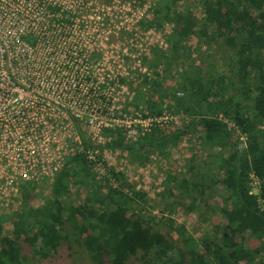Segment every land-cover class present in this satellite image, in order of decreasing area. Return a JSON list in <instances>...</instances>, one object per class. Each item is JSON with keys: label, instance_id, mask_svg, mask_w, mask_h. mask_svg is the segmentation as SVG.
I'll return each instance as SVG.
<instances>
[{"label": "rangeland", "instance_id": "rangeland-1", "mask_svg": "<svg viewBox=\"0 0 264 264\" xmlns=\"http://www.w3.org/2000/svg\"><path fill=\"white\" fill-rule=\"evenodd\" d=\"M101 1L93 6L92 12L98 26L110 32L106 40L109 50L104 54H94L90 59L101 63L104 55L108 60L104 62L111 64L115 57L120 55L123 58L126 76L120 109L131 107L138 112L139 122L145 120L142 121L143 132L139 127L134 138L126 139V132L132 129L117 123L111 130L112 135L102 131L101 137L84 118L59 117L61 142L57 152L50 153L51 158H47L50 163L0 164L2 233L13 236L24 188L32 187L36 196L32 204L38 207L49 194L57 191L54 179L62 165L63 155L62 158L57 156L64 154L66 146L76 136L80 145L86 142L85 150L99 180H112L115 174H122L120 183L126 199L124 222L135 221L150 226L181 248L190 259L200 251L202 241L214 235L223 224L224 218L218 208L226 203L228 192L218 177L222 172L213 164L220 152L219 147L204 138L200 117L182 108L176 110L175 100L185 106V94L196 88L187 75L196 76L204 83L213 79L212 84L208 83L211 88L209 95L217 98L218 87L222 83L218 86L215 78L226 74L230 49L221 42L204 44L196 33L204 19L202 0H180L175 4L186 15L187 20L183 23L160 19L155 13L160 0ZM184 28L188 31L184 32ZM133 34L136 38L129 42ZM156 52L163 58L154 67ZM90 59L83 62L94 67L96 61ZM100 71L102 74L106 72ZM154 72L159 76L153 86L150 83ZM180 85L185 86L184 92L179 89ZM64 123L68 130L61 131L60 126ZM148 134L156 140L153 148L146 159L135 161L128 147ZM117 139H120V145L113 144ZM5 179L7 181L3 183ZM250 186L251 192L256 194L258 187L253 178ZM69 192L74 203L88 193L76 178L70 180ZM259 205L262 206L261 201ZM178 226L184 227L183 233L177 229ZM60 233L63 236L60 243L44 249L38 245L32 248L29 238L21 237L18 241L22 256L20 264H98L91 260L89 251L81 245L82 236L72 227L64 224ZM247 244L253 250L259 247V241L255 239L248 240ZM259 252V257L253 262L243 260L240 264H264V252ZM144 259L138 253L129 258L128 264H144Z\"/></svg>", "mask_w": 264, "mask_h": 264}, {"label": "trees", "instance_id": "trees-1", "mask_svg": "<svg viewBox=\"0 0 264 264\" xmlns=\"http://www.w3.org/2000/svg\"><path fill=\"white\" fill-rule=\"evenodd\" d=\"M178 1L160 0L155 13L162 20L185 22L186 15L175 6ZM202 9L204 19L196 33L204 44L221 42L230 49L227 72L215 78L218 86L222 83L217 98L210 96L213 79L208 84L187 75L196 88L185 94V106L178 100L175 106L176 110L198 115L204 138L219 147L213 164L222 172L218 177L228 192L226 203L218 208L224 218L221 227L188 259L181 248L150 226L125 223L122 174L99 180L84 141L57 171V191L39 207L32 204L36 199L32 187L24 188L12 237L2 233L0 221V264L21 263L18 241L24 236L32 248L56 247L63 239L60 228L64 224L82 236L81 245L98 264H128L129 258L138 253L145 258L144 264H240L243 260L253 262L259 251L264 252V0H202ZM156 54L154 67L163 58ZM158 76L154 72L151 85ZM179 89L184 92L185 86ZM104 132L112 135L111 130ZM155 141L152 134L143 135L128 150L135 161H142ZM113 144L120 145V139ZM251 176L259 180L256 194L251 192ZM72 178L88 191L78 203L69 196ZM177 229L183 233L184 227ZM251 239L259 241L255 250L247 244Z\"/></svg>", "mask_w": 264, "mask_h": 264}, {"label": "built area", "instance_id": "built-area-1", "mask_svg": "<svg viewBox=\"0 0 264 264\" xmlns=\"http://www.w3.org/2000/svg\"><path fill=\"white\" fill-rule=\"evenodd\" d=\"M100 2L0 0V164L50 163L47 158L61 142L62 116L84 118L99 135L117 123L132 129L126 139L144 129L138 112L120 109L123 58L115 57V65L104 62V55L101 63L93 59L94 67L83 62L109 50L110 32L98 26L92 12ZM133 38L135 34L129 42ZM60 129L68 130L65 123ZM78 141L75 136L57 156L63 155L57 171L80 146ZM251 177L258 187L259 180Z\"/></svg>", "mask_w": 264, "mask_h": 264}]
</instances>
